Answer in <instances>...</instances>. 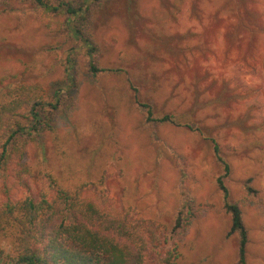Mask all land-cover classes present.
Listing matches in <instances>:
<instances>
[{
    "label": "rangeland",
    "instance_id": "obj_1",
    "mask_svg": "<svg viewBox=\"0 0 264 264\" xmlns=\"http://www.w3.org/2000/svg\"><path fill=\"white\" fill-rule=\"evenodd\" d=\"M239 6L248 19L233 16ZM89 20L93 52L50 28L34 6L0 2V78L38 80L71 103L24 160L67 185L106 175L115 205L169 231L181 198L179 157L195 211L174 237L180 263L240 264L215 137L231 165V201L249 229L248 263L264 264V0H111ZM141 101L193 127L149 124Z\"/></svg>",
    "mask_w": 264,
    "mask_h": 264
},
{
    "label": "trees",
    "instance_id": "obj_2",
    "mask_svg": "<svg viewBox=\"0 0 264 264\" xmlns=\"http://www.w3.org/2000/svg\"><path fill=\"white\" fill-rule=\"evenodd\" d=\"M7 1L34 6L50 28L68 30L93 52L90 16L97 4L111 0H0ZM245 14L250 17L249 12ZM245 14L240 6L234 7L236 19H248ZM91 69L102 71L95 63ZM70 104L61 89L51 93L38 80L19 79L14 73L0 78V264H181L174 237L188 228L195 211L179 157L181 198L169 231L155 220L138 216L132 207L115 205L108 195L106 175L98 181L67 185L51 172H37L24 160L29 147L37 145L45 131L54 130L57 113ZM140 105L149 124L193 127L182 114L158 115L153 103L141 101ZM211 139L225 171L217 182L232 215L227 235L238 233L239 262L249 264V229L226 185L231 165L217 138ZM251 181H246L248 192L257 196ZM4 242L10 249H5Z\"/></svg>",
    "mask_w": 264,
    "mask_h": 264
}]
</instances>
